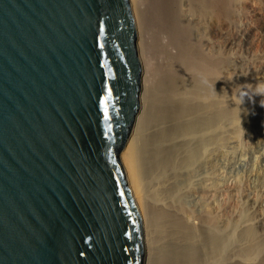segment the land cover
<instances>
[{"label":"water","instance_id":"obj_1","mask_svg":"<svg viewBox=\"0 0 264 264\" xmlns=\"http://www.w3.org/2000/svg\"><path fill=\"white\" fill-rule=\"evenodd\" d=\"M149 84L136 0H0V264H149Z\"/></svg>","mask_w":264,"mask_h":264},{"label":"bare ground","instance_id":"obj_2","mask_svg":"<svg viewBox=\"0 0 264 264\" xmlns=\"http://www.w3.org/2000/svg\"><path fill=\"white\" fill-rule=\"evenodd\" d=\"M230 3L136 0L146 32L150 84L146 110L126 151V162L147 215L149 264H226L232 236L222 219L226 203L218 201L226 193L219 170L228 125L238 122L241 109L237 104L225 105L223 98L229 90L221 72L223 61L204 53L201 44L214 48L212 38L220 32L213 11L216 20H222L228 16ZM180 10L186 13L181 15ZM155 38L166 52L160 68H154L150 59ZM188 49H197L200 58L189 54ZM156 78L155 86L152 81L155 83ZM205 78L208 86L202 83ZM248 110L244 113L249 112L250 117L264 115L260 108ZM238 131L240 128L235 133ZM194 194L199 195L197 200L191 199ZM191 215L196 216L197 223L189 221ZM251 234L247 228L245 235Z\"/></svg>","mask_w":264,"mask_h":264},{"label":"rangeland","instance_id":"obj_3","mask_svg":"<svg viewBox=\"0 0 264 264\" xmlns=\"http://www.w3.org/2000/svg\"><path fill=\"white\" fill-rule=\"evenodd\" d=\"M185 4L183 3L182 10ZM182 10L181 15L186 13ZM213 16L220 34L212 38L214 48L210 49L202 44L201 48L213 59L218 58V61L220 58L223 61L221 72L227 80L229 90L223 101L226 106L238 105L241 109L238 122L228 125L225 157L219 170L226 184V193L219 196L218 201L226 203L222 219L226 223L227 233L232 236L225 263L264 264V115L250 117L249 112L244 113L248 107L264 111V106L261 105L264 96L254 95L251 99L246 97L242 104L236 96L240 88L254 89L256 85L264 83V0H231L227 17L217 21L215 9ZM197 32L199 36L202 35V32ZM166 40L168 41L167 37L165 42ZM161 46L163 47L159 44L158 47V38L155 44L153 41L150 59L154 68H160L166 61V52L161 50ZM169 50L170 46L167 52ZM161 51L163 52L158 54ZM171 51L175 49L172 48ZM198 52L197 49H188V53L195 57L200 56ZM157 80L156 78L155 83L152 81L155 86ZM237 128L240 131L235 133ZM194 195L192 200L199 198L198 194ZM191 216L189 221L197 223L196 216ZM247 228H251L250 236L245 235Z\"/></svg>","mask_w":264,"mask_h":264},{"label":"clouds","instance_id":"obj_4","mask_svg":"<svg viewBox=\"0 0 264 264\" xmlns=\"http://www.w3.org/2000/svg\"><path fill=\"white\" fill-rule=\"evenodd\" d=\"M202 83L205 86H208V81L206 78L202 80ZM212 88L214 90V85H212ZM254 95L264 96V83L256 85L254 89L240 88L236 93L237 100L240 104L244 102L246 97L251 99ZM261 105L264 106V100H261Z\"/></svg>","mask_w":264,"mask_h":264}]
</instances>
